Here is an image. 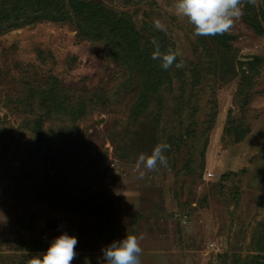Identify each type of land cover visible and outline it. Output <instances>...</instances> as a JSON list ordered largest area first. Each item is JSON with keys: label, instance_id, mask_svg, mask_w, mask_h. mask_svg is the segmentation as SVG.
Listing matches in <instances>:
<instances>
[{"label": "rangeland", "instance_id": "1", "mask_svg": "<svg viewBox=\"0 0 264 264\" xmlns=\"http://www.w3.org/2000/svg\"><path fill=\"white\" fill-rule=\"evenodd\" d=\"M47 1L68 22L0 31V264L65 233L72 264L127 234L140 264H264V0L209 36L175 0Z\"/></svg>", "mask_w": 264, "mask_h": 264}, {"label": "clouds", "instance_id": "2", "mask_svg": "<svg viewBox=\"0 0 264 264\" xmlns=\"http://www.w3.org/2000/svg\"><path fill=\"white\" fill-rule=\"evenodd\" d=\"M245 2L254 4L255 0H175L173 8L178 17L187 18L188 22L194 26L195 36H209L228 31L234 20L243 15L241 6ZM154 27L160 31L164 30L159 20L154 21ZM152 43L155 46L152 59L159 60L164 70L169 69L175 62L177 54L171 49L161 52L155 39ZM168 148L170 145L157 144L151 155L141 153L136 161V169L143 167L146 171H152L158 163L166 164L167 159L163 153ZM77 244V238L66 233L62 234L51 242L45 253L29 259L28 264H72L77 256L75 251ZM141 252L138 238L127 234L126 238L113 241L101 249L102 256L98 258V264H140Z\"/></svg>", "mask_w": 264, "mask_h": 264}, {"label": "trees", "instance_id": "3", "mask_svg": "<svg viewBox=\"0 0 264 264\" xmlns=\"http://www.w3.org/2000/svg\"><path fill=\"white\" fill-rule=\"evenodd\" d=\"M50 7L51 4H49L47 0H37L36 3L29 2L27 0H0V31L5 28L14 30L22 26L35 25L41 22H68L61 21V17L65 16L64 11L52 10L50 12ZM9 13L15 14V21H8L10 19L8 16ZM51 13H54V15ZM57 14L58 17H55ZM78 22L79 21H76L75 23V28L78 34L90 41H93L95 38L94 35L98 34L95 31L83 28L86 24L95 25L101 23L102 21H82L83 27ZM55 92V89H50L48 94L51 98L55 99L57 96Z\"/></svg>", "mask_w": 264, "mask_h": 264}, {"label": "built area", "instance_id": "4", "mask_svg": "<svg viewBox=\"0 0 264 264\" xmlns=\"http://www.w3.org/2000/svg\"><path fill=\"white\" fill-rule=\"evenodd\" d=\"M62 230V227L59 226V227H56V232H60Z\"/></svg>", "mask_w": 264, "mask_h": 264}]
</instances>
